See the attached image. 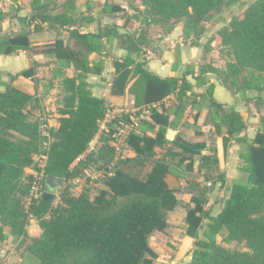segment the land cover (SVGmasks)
<instances>
[{
	"label": "trees",
	"instance_id": "trees-1",
	"mask_svg": "<svg viewBox=\"0 0 264 264\" xmlns=\"http://www.w3.org/2000/svg\"><path fill=\"white\" fill-rule=\"evenodd\" d=\"M238 1L241 0H224V3L230 6ZM222 3L223 0H141L136 12L147 25L169 24L166 31L182 23L185 37L194 38L202 31L203 23L214 12L218 13ZM243 6L240 16L233 15L217 30L220 51L224 49L231 58L227 69L203 64L195 72L194 65H188L181 78H162L147 68L145 59L140 58L141 46L147 43L144 28L119 33L115 27L99 26L97 33H90L80 30L84 13L77 19L64 13L50 18L43 16L45 20L59 22L75 44L72 48L63 39H56L44 52L71 61L75 74L62 78L64 95L58 109V125L46 129L41 127L44 122L31 113L38 102L35 93L4 82L0 75V87L5 86L0 91V241L8 234L27 238L26 225L34 217L41 232L30 238L27 250L40 264H151L147 255L154 257L155 253L148 245V237L155 235L168 242L164 234L167 211L177 203L176 190L169 188L164 174L171 166L183 163L188 172L184 191L191 194L194 203L193 207H187L185 216V233L195 238L191 260L186 264H264V130L248 139L242 133L246 125L242 115L234 106L219 103L212 97V83L206 85L205 94H195L186 79L190 74L199 85L202 78L213 74L231 93L264 92V0ZM102 39L106 44L117 39L127 51L123 59L113 60L110 93L124 95L130 86L134 105L149 108L148 121L141 120L127 138V146L135 155L120 158L111 167L110 175L107 172L113 159L111 134L115 127L103 136L96 151L87 153L108 107L103 98L92 94L86 81L88 73L100 74L103 70V58L89 59L91 53L103 55ZM201 45L206 48L209 43ZM28 47L27 33L0 37L1 54ZM33 67L31 63L19 75L30 76ZM240 73L245 75L241 80L236 77ZM173 93L179 100L194 95L201 99L216 134L222 135L224 152L231 138L241 145L239 164L248 174L247 180L232 182L229 196L217 215H210L203 207L215 184L225 182L215 144L189 142L178 136L167 140L162 127L167 116L152 107ZM257 101L263 103L261 98ZM147 129L152 132L146 133ZM201 136L202 132H195V137ZM46 151L44 175L65 178L57 190V200L51 203L42 199L44 181L41 194L36 198L31 195L33 176L25 172L26 168L40 170L39 156ZM194 156L200 160L196 171ZM94 161L104 166L107 189L94 197L88 189L71 193L67 182L80 177ZM200 173L203 183L199 181ZM203 219L206 220L204 238H199L197 233ZM223 229L226 230L223 242H237L245 250L217 243L216 234Z\"/></svg>",
	"mask_w": 264,
	"mask_h": 264
},
{
	"label": "crops",
	"instance_id": "crops-1",
	"mask_svg": "<svg viewBox=\"0 0 264 264\" xmlns=\"http://www.w3.org/2000/svg\"><path fill=\"white\" fill-rule=\"evenodd\" d=\"M241 1L244 2V0ZM136 9L138 7L129 6L126 0H0V37L12 38L27 33L29 41V47L26 49H18L9 54L0 53L1 79L7 83L12 82L30 93H35L38 102L31 109V113H34L35 116L48 108V103L45 105V102H48V98L53 95L55 89L58 94L64 95L61 81L64 76L75 74L73 65L69 60L56 59L44 52L47 45L56 39H63L70 47L75 48L73 40L68 39V31L61 28L59 22L42 18L43 16L50 18L58 13H64L74 19L80 18L84 13V23L80 26L82 32L97 33L99 26L115 27L119 33L134 32L144 28L147 43L141 46L140 58L145 59L150 71L162 78H181L188 65H194L195 72H197L198 66L203 64L220 66L216 62H211L209 58L205 60L208 54L215 56L214 49L206 51L204 46L191 41L193 35L185 37L182 23L170 31H161L160 28H155L158 26L157 24H145L142 21V15L136 12ZM231 10L232 12L225 10L222 13H213L211 22L205 29L210 35L214 34V38L209 43L210 47L220 44L217 30L226 25L233 15L243 13L242 10L237 13L236 7ZM152 28L154 29L152 30ZM201 39H205L203 44L209 41V38L201 37ZM104 41L105 39H102L104 44L102 56L95 53L89 54L90 60L100 57L104 59L103 70L100 74H87L86 81L89 83V89L94 96L103 98L108 107L127 108L129 111H136L139 114L144 107L134 105V92L130 86L124 95L110 93V85L114 76L113 60L123 59L127 51L119 45L117 39H114L111 44H106ZM31 63L34 66L32 74L27 77L19 75L21 71L28 69ZM186 79L192 84V91L195 94H205L206 85L212 83L214 85L212 97L219 103L234 106L235 110L242 115L246 123L242 133L248 139L254 138L257 131L264 130V92L245 90L244 93L240 91L231 93L213 74L202 78L203 82L199 85L190 74L186 75ZM4 89L5 86L0 87V91H4ZM190 93V91L187 92L188 95ZM258 98L262 99V104L257 101ZM60 101L61 99L52 109L55 111L53 113L55 118L53 120L46 118L48 126L56 127L58 125ZM152 107H155L159 112L164 111V115L167 116V123L162 126L165 128V137L168 129H175V137L178 136L185 141H208L215 144L225 182L222 185L219 182L215 184L213 190L207 195V202L203 207L210 215H217L229 196L232 182L235 180L246 181L248 177L239 164L240 143L231 138L227 144L226 152H224L222 135L216 134L213 122L207 118L208 108L198 96L194 95L191 98L179 100L177 94L173 93L161 104H154ZM195 115L197 116L196 121L194 120ZM145 120L148 121L146 116ZM139 124H141L140 121ZM222 128L224 129V127ZM197 131L202 132L203 136L195 137ZM151 132L150 129L146 130L148 134ZM128 148L130 153L128 157H133L135 155L133 150ZM194 157L196 171L200 160L198 156ZM33 171L32 168L25 169L27 174H32ZM83 172L86 173L85 186L89 188L91 197L97 195L100 190L107 189L103 180L104 166L94 167L91 163ZM187 175L188 172L183 163L171 166L170 170L164 174V180L169 188L176 190L177 203L172 210L167 211V226L164 229V234L167 236L168 242L162 241L163 239L155 237V235L148 237V245L155 253L154 257L147 255L152 260L151 264H186L191 260L195 238L185 233L187 226L185 216L187 207H193L194 203L191 201V194L184 191ZM199 175V181L203 183L201 173ZM89 180L90 183H88ZM57 198L56 194L54 202ZM205 223L206 220L203 219L197 233L199 238H204ZM26 230L27 238H17L8 234L4 240L0 241V264H40L27 250L30 238L39 236L41 232L34 217L29 218ZM225 233L226 230L223 229L216 234L217 243L227 248L245 250V247L237 242H223L222 237Z\"/></svg>",
	"mask_w": 264,
	"mask_h": 264
},
{
	"label": "rangeland",
	"instance_id": "rangeland-1",
	"mask_svg": "<svg viewBox=\"0 0 264 264\" xmlns=\"http://www.w3.org/2000/svg\"><path fill=\"white\" fill-rule=\"evenodd\" d=\"M126 1H127L129 6H133L134 8H137V7H139V4H140L141 0H126ZM253 1H255V0H244V2L240 1V2L230 6V8H229V6H227L224 3V0H223V3L219 7L218 13L219 12L222 13L225 10H227L229 12H232L231 9H234L235 7L237 8V13L240 12V10L244 11L245 6H243V3L246 5V4L252 3ZM240 15L241 14H239V16ZM128 22L130 23L132 21H128ZM210 22H211V20L207 19V21L203 23L202 31L200 33H197V35H195L194 38L191 39L193 42H197L198 44H203L201 42V37L209 38V41H206V43H210L211 42V40L214 38V34L210 35L205 30L206 26L209 25ZM168 25L169 24H165L164 26L158 25L155 28L158 27V28L161 29V31H166V27H168ZM153 29L154 28H152V30ZM210 49H214V55L215 56H209L210 54H208V56L205 57V60H208V58H209V59H211V62H216L217 64L220 65L218 67L220 70H226L227 69V63L229 61H231V58L225 54V50L222 49V52L220 51V49H221L220 44L219 45L217 44L214 47H210L209 45H207L206 46V51H210ZM236 77L241 80L243 77H245V75L243 73H240V74L236 75ZM61 97H62L61 94H58V91H56V89H55L54 92H53V95L48 98V102H45V105H46V103H48V108L47 109L45 108L43 111L40 112L39 115H41V117L37 116V117H39V121L44 122V123H42V126H41L42 129H46L48 127V124L46 122V118H50V119L52 118V120H53V118H55V116H53V113L55 111L52 110V109H53V107L55 108L57 106V101L59 103V100L61 99ZM135 117H136L137 121L145 120V116H143V115L141 116L138 113L135 114ZM119 132H120V134H118L119 135L118 138L121 139V140L125 139L126 130L121 129ZM106 134L107 133L102 132V131L99 132V134H98L99 142L95 144V149L93 151H96L100 147V145H102L101 144L102 142L100 140L103 138L104 135L106 136ZM128 154H130L129 153V148L126 145L123 148V157L124 158L128 157ZM92 165L94 167H97V166L101 165V162L94 161V162H92ZM128 167H130V166H128ZM128 167H125V170ZM85 177H86V173L82 172L81 176L79 177L80 179H72V180H69L67 182L70 185V187H71V189H70L71 193L79 192L81 189H88L89 190V188L85 186L86 185L85 184ZM90 180H91V178H90ZM90 180H89L88 183H90ZM162 241H164V240H162Z\"/></svg>",
	"mask_w": 264,
	"mask_h": 264
},
{
	"label": "built area",
	"instance_id": "built-area-1",
	"mask_svg": "<svg viewBox=\"0 0 264 264\" xmlns=\"http://www.w3.org/2000/svg\"><path fill=\"white\" fill-rule=\"evenodd\" d=\"M149 113V108L144 107L141 109L139 115L146 116V114ZM136 111H129L127 109H124L122 107H113L109 106L107 107L105 114L102 118V121L100 122L99 128L97 132L95 133L94 137L88 144L87 153L93 152L95 149V144L99 142L98 134L100 131L108 133L110 132V129L115 127V131L111 134L112 141H113V159L108 164L109 171L107 172L108 175L111 174V167L115 165V163L123 157V148L127 145V138L129 135V132L138 125V122L135 117ZM127 118V119H126ZM124 129L126 130V136L125 139L121 140L118 138V134H120V130ZM98 133V134H97ZM104 134V133H103ZM49 140V135L46 133ZM48 149V142L46 144V150ZM47 160V151L43 152L39 156V162L38 166L40 167V170H34L32 173L33 179L31 183V195L33 197H38L42 190H41V183L44 181L45 175L43 173V167Z\"/></svg>",
	"mask_w": 264,
	"mask_h": 264
},
{
	"label": "water",
	"instance_id": "water-1",
	"mask_svg": "<svg viewBox=\"0 0 264 264\" xmlns=\"http://www.w3.org/2000/svg\"><path fill=\"white\" fill-rule=\"evenodd\" d=\"M205 39H201V42H204ZM176 134L175 129H168L166 132V139L173 140ZM65 182V178L45 175L44 183L46 185V189L42 192V199L47 202H53L55 196L57 194V190L62 183Z\"/></svg>",
	"mask_w": 264,
	"mask_h": 264
}]
</instances>
